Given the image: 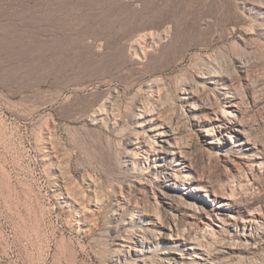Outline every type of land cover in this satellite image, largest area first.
Returning a JSON list of instances; mask_svg holds the SVG:
<instances>
[{"label":"rangeland","instance_id":"rangeland-1","mask_svg":"<svg viewBox=\"0 0 264 264\" xmlns=\"http://www.w3.org/2000/svg\"><path fill=\"white\" fill-rule=\"evenodd\" d=\"M149 30L167 32L141 43L144 62L126 61L132 36ZM201 73L204 103L219 97L216 87L241 96L255 149L225 132L204 136L192 121L204 112L182 115L181 89ZM139 106L171 125L197 174L169 205L152 159H128ZM98 108L109 119L93 120ZM257 157L264 161V0H0V264H130L134 245L124 251L115 239L140 231L149 238L140 256L169 264L184 252L155 241L152 219L208 251L222 239L243 246L241 234L202 233L217 203L187 199L198 185L260 216L250 233L257 245L238 255L264 264V166L250 167Z\"/></svg>","mask_w":264,"mask_h":264},{"label":"bare ground","instance_id":"bare-ground-1","mask_svg":"<svg viewBox=\"0 0 264 264\" xmlns=\"http://www.w3.org/2000/svg\"><path fill=\"white\" fill-rule=\"evenodd\" d=\"M168 26L170 25L168 24ZM166 30H162L163 32L161 34H156V32L149 30L148 32L145 31L143 34L132 36V39H130V42L127 44L128 48H126L128 49V55L126 54L127 52L125 53V55H127L126 61L144 62L147 59V55L144 50V45L141 43H145L146 41L148 44H153L157 39L159 40L160 35L163 36L166 34ZM160 40L158 42H160ZM196 75V79H198L196 85H193L192 83L191 85H186L183 89H181L179 101L180 103L185 104L184 109H181L182 115L186 116L204 112L203 116H196L192 120L193 124L197 125V127L201 129L204 136L213 137L215 134L225 132L222 136L226 139L232 140L235 137H242L243 140L241 144L244 148L249 150L255 149V146L251 144L250 139L247 136L246 126L242 120L244 106L241 96L239 97L237 92L236 94L230 90L233 89V87L229 89L225 87H216L214 90L218 93L219 97H215L216 94H213L211 96L213 100L209 101L210 105L206 106L208 101L204 103L199 94L204 92L207 88V86L201 85V83L203 82V84H205L208 78L207 76H203L202 73L201 75ZM209 83L212 84L211 82ZM207 93H209V91ZM151 108H145V106L138 107L139 114L135 116V119L138 122L135 127V133L130 140V151L127 152V155L130 161L136 159L144 162H150L152 159L154 163L152 169L162 171V178L160 181L164 184L167 190L165 193H160V198L164 200V204L169 205L178 199L179 196L176 195L177 190L182 189V187H186L187 184L192 182L196 183L198 178L196 177L197 174L194 173L192 166L189 162H187L186 157H184L183 150L181 149L182 146H179L175 130L168 122L166 123L161 120L162 118L160 119L158 115L159 113L157 114L156 111ZM111 111L113 112V110ZM92 113V119L95 121L100 122L102 120L109 119L110 113H106V109L98 108L93 110ZM156 158L157 160H153ZM255 159L256 162L250 164V167L257 170L262 169L264 166L263 159L261 157H257ZM66 197H68V195ZM220 197L221 196L217 195L212 190H209L208 187L200 185L191 188L190 193H187L186 195L187 199L195 202H198L197 200H206L212 202V205L215 202L217 203L216 206L211 208L212 215L209 214L206 216L207 219L214 217V220H211L213 226L203 223L202 233L204 235L206 234V236L208 235L210 238L217 237L215 236V233L221 234L222 232H228V235H225L228 237L234 236V233L241 234V237H243V246H235L237 245L235 243L227 244L225 243V240L222 239L224 243L219 242L216 244L215 251H208V249L201 245L196 239L179 233L178 230L173 228L171 225H165L160 223L159 220L152 219L150 227L155 232V241L159 244H176L184 252L183 254H176L174 258H167L169 259V264H263L262 262L257 261H252L250 263L246 261V263L243 258L241 259L238 255L240 253H251L252 249L257 245V241L254 240V236L250 233L254 229V226L258 223V218L260 216L254 215V213H252L254 210H251L249 205L238 204L230 196L222 197L219 199V202H217ZM97 202L95 200V205H97ZM124 202L125 201L123 199L119 202V204L122 205L121 207H124ZM187 209L193 214L199 212L198 207H193L191 205H189ZM239 214L242 215L239 216ZM199 216L201 220L205 217L202 213H200ZM229 227H233V230ZM238 228H241L244 231H249V234H245L244 232L237 233L235 230ZM224 234L223 237H225ZM148 239L149 238L146 237L144 232L140 231L139 235L132 236L129 240L120 236L116 237L115 241L122 250H126L128 252L131 250L133 251V249L128 245V242L130 241V243L134 245V252L136 253L134 254L135 257L133 259V263L130 264H152L151 262L147 263L146 259L140 256L141 249L145 248V246L149 244ZM251 240H253V242H251ZM259 241L264 244V237L260 238ZM235 257L238 259H234ZM231 258H233V261Z\"/></svg>","mask_w":264,"mask_h":264}]
</instances>
